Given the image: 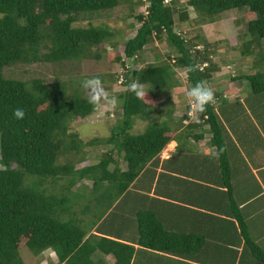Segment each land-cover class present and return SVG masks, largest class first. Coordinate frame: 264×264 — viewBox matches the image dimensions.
<instances>
[{
  "label": "trees",
  "instance_id": "16d2710c",
  "mask_svg": "<svg viewBox=\"0 0 264 264\" xmlns=\"http://www.w3.org/2000/svg\"><path fill=\"white\" fill-rule=\"evenodd\" d=\"M124 2L131 10L132 3L148 5L133 15L135 33L121 43L123 57H115L125 71L122 84L128 87L118 95L122 101L121 118L108 136L90 140V144L104 147L98 161L74 169V160L80 163L86 158L76 157L65 163L58 158L81 149L77 133L68 132V128L72 120L95 112L88 97L72 86L69 89L62 80L46 83L35 77L24 81L5 76L3 70L18 63L99 58L101 44L115 46V31L94 25L91 19ZM178 4L179 0H0V264H24L20 256L24 246L34 255L51 250L63 264H106L93 258L96 251L111 254L112 264H131V243L102 233L87 234L73 208L72 199L79 194L74 193V197L71 187L89 179L96 194L108 182L115 200L174 136V130L166 121L157 120L156 115L172 114L175 108L174 94L170 92L180 85L178 70L185 71L188 89L198 82L209 86L214 73L220 71L221 66L212 56L217 43L203 41L200 45L193 41L197 35L188 38V34L178 31V26H200L218 20L224 12L237 10L243 14L235 25L243 21L252 40L264 39V0H188L194 18ZM85 19L87 25H81ZM162 41L174 50V55L156 54L153 61L131 68L145 45ZM127 62L131 64L129 68ZM240 78L246 79L252 94L264 96L263 68L235 77ZM133 81L144 85L146 100L130 89ZM161 97L164 100L158 103ZM16 108L24 109L23 119L13 116ZM191 109V103H187L179 123L191 116ZM136 120L147 122L142 132L135 134L131 130ZM201 125L208 126L210 143L220 147L224 130L213 104L207 105L203 113H194L185 129L195 130ZM120 159L126 165L124 171L119 168ZM62 179L66 183L59 185ZM47 181L59 185L60 191L49 188ZM149 220L148 216L138 215L137 244L158 251L182 250H176L179 246L172 242V233ZM239 224L242 235L250 242L241 218ZM255 248L264 259L260 249Z\"/></svg>",
  "mask_w": 264,
  "mask_h": 264
},
{
  "label": "crops",
  "instance_id": "0c3cea01",
  "mask_svg": "<svg viewBox=\"0 0 264 264\" xmlns=\"http://www.w3.org/2000/svg\"><path fill=\"white\" fill-rule=\"evenodd\" d=\"M228 69L220 67L208 84L215 89L213 107L224 130L220 147L210 143L207 125L186 130L193 116L179 123L183 111L175 104L172 114L156 115L174 130L157 158L115 200L110 184L95 191L87 234L131 243V264H264L255 248L264 254V96L252 94L246 79H235L243 75L235 71L226 83ZM119 168L126 170L122 160ZM140 214L172 233L176 250H182L137 244ZM101 254L107 258L98 260L114 262L111 254Z\"/></svg>",
  "mask_w": 264,
  "mask_h": 264
},
{
  "label": "rangeland",
  "instance_id": "374dc122",
  "mask_svg": "<svg viewBox=\"0 0 264 264\" xmlns=\"http://www.w3.org/2000/svg\"><path fill=\"white\" fill-rule=\"evenodd\" d=\"M147 5V2L142 6L132 3L131 10L129 8V3L124 2L110 11L93 15L91 19L92 24L105 25L108 26L109 29L115 31L112 40L115 46L112 47L109 43L101 44V46L98 47L100 52L99 58H89L73 62L18 63L6 67L3 70L5 76L24 81L35 77L42 78L46 83H50L55 79L62 80L68 84L67 86L69 89L70 86H72L78 89L83 96H87V91L81 87V81L86 78L98 77L102 81L106 95L116 98L117 103L115 106H105L99 112L95 111L84 118L71 121L68 132L77 133V139H79L80 142H76H78L81 149L74 153L69 152L68 154L60 155L58 158L60 163H65L67 160L73 161L76 157L79 158L83 156L86 158L83 162L77 163L74 160V169H78L90 163L97 162L104 151L103 146L95 143L90 144V140L108 136L111 127L118 123L121 118L122 101L118 95L128 87L122 84L125 71L120 62L115 60V57H123L121 43L132 37L137 28L133 15L143 12ZM178 6L185 7L188 10L190 18L195 17L194 10L188 5V0H179ZM242 14L241 11L229 10L224 12L218 20L211 23H204L200 26H189L187 23H183L180 27L178 26V31L190 35H187L188 38L192 35H197L195 37L196 40L193 39V41L198 42L200 45L204 43L203 41L217 43V46L212 49L213 59L218 62L221 67H232V69L226 71V83L229 81L228 79L233 71L237 72V74H254L258 68H264V39L252 40V37L245 32V24H243V21L239 22V26L235 25L236 19H242ZM87 23V19L81 21V25L86 26ZM239 33L241 34L239 35ZM231 47H233V49ZM164 53L175 54L174 50L165 41L147 44L140 53L139 59L133 62L131 68H138L145 62L153 61L154 55L156 54L163 57ZM126 65L128 68L131 66L129 62H127ZM177 77L180 85L172 89L170 93L174 94V103L176 105L179 104L180 110L183 111L185 103H190L186 95L189 89L185 71L178 70ZM213 91H215V89ZM162 98L163 97L158 98V101L162 102L163 100H160ZM146 122L147 121L136 120L131 132L135 134L142 132ZM49 181L46 182L47 186H49V188L55 187L58 192L60 191L59 185L66 183V180L63 179L58 181L59 185H54ZM107 184L109 183L105 182V185ZM78 186L79 187L76 185L72 188L73 191L79 192V197H77L76 200L72 199L75 204L73 208L78 209L79 212L77 211L76 213L77 218L80 219V222L89 230L91 218L89 212L91 215L90 206H93V203L90 205V202L95 196L92 191L93 183L91 180L89 181V179H83ZM98 255L97 257L94 256L95 260L96 258H107L101 253H98ZM20 256L24 264H60L53 251H44L39 255H34L24 246L20 248Z\"/></svg>",
  "mask_w": 264,
  "mask_h": 264
},
{
  "label": "clouds",
  "instance_id": "9594fccd",
  "mask_svg": "<svg viewBox=\"0 0 264 264\" xmlns=\"http://www.w3.org/2000/svg\"><path fill=\"white\" fill-rule=\"evenodd\" d=\"M192 70L194 71L195 68ZM81 87L87 91L88 102L93 106L95 111L99 112L105 106H115L117 103L115 97H108L106 95L102 81L98 77L82 80ZM130 89L138 98L146 100L147 90L142 83L133 81L130 85ZM186 95L192 105L193 113H203L206 111L207 105L216 102L213 89L207 86L205 82H198L194 87L188 90ZM13 116L18 120L23 119L25 116L24 109H14Z\"/></svg>",
  "mask_w": 264,
  "mask_h": 264
},
{
  "label": "built area",
  "instance_id": "2783aa9c",
  "mask_svg": "<svg viewBox=\"0 0 264 264\" xmlns=\"http://www.w3.org/2000/svg\"><path fill=\"white\" fill-rule=\"evenodd\" d=\"M191 108H192V105H191ZM189 114H190V115H193V114H194L193 111H192V109H191V111L189 112Z\"/></svg>",
  "mask_w": 264,
  "mask_h": 264
}]
</instances>
